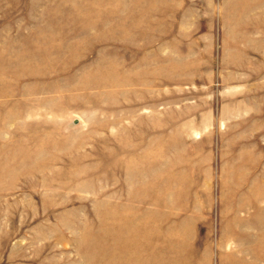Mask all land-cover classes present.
Returning <instances> with one entry per match:
<instances>
[{
  "label": "rangeland",
  "instance_id": "374dc122",
  "mask_svg": "<svg viewBox=\"0 0 264 264\" xmlns=\"http://www.w3.org/2000/svg\"><path fill=\"white\" fill-rule=\"evenodd\" d=\"M0 264H264V0H0Z\"/></svg>",
  "mask_w": 264,
  "mask_h": 264
}]
</instances>
